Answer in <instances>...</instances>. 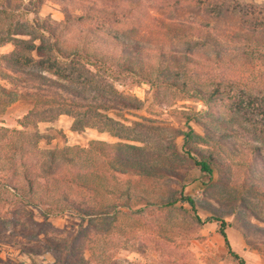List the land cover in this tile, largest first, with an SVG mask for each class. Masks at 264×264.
I'll return each mask as SVG.
<instances>
[{"label":"rangeland","instance_id":"374dc122","mask_svg":"<svg viewBox=\"0 0 264 264\" xmlns=\"http://www.w3.org/2000/svg\"><path fill=\"white\" fill-rule=\"evenodd\" d=\"M24 1L35 13L31 19L53 26L65 21L66 15L79 16L92 7L90 13L100 15L97 10L115 2ZM119 1H142L145 6L142 13L122 15L129 18L109 27L123 40L147 48L160 42L176 48L190 43L202 46L203 39L191 33L193 28L221 35L236 27L259 42L263 60L244 70L245 79L235 89L236 103L219 100L208 106L175 89L162 91L158 102L147 84L120 79L116 87L143 103L140 111L117 118L128 125L140 123L126 133L132 136L128 140L95 128L74 130L73 117L68 115L49 119L36 113L26 120L34 98L23 90L9 102L8 94L0 90V126L37 135L40 149L85 148L92 141L145 149L144 165L128 170L124 186L133 198L143 200L107 220L81 221L71 212L45 218L0 188V264H239L229 253L219 223L212 219L227 223L231 249L246 264H264V142L260 141L264 139V0ZM114 11L120 10L110 13ZM181 26L190 31L183 32ZM247 46L241 45L252 48ZM13 51L12 44L0 47V55ZM0 86L12 87L1 79ZM229 113L235 116L233 123L224 122ZM188 132L191 137L184 146ZM249 145H260L261 154L253 157ZM210 156L220 163L212 175L203 173L193 160ZM183 197L191 198L195 208ZM161 202L173 206L162 207Z\"/></svg>","mask_w":264,"mask_h":264},{"label":"trees","instance_id":"16d2710c","mask_svg":"<svg viewBox=\"0 0 264 264\" xmlns=\"http://www.w3.org/2000/svg\"><path fill=\"white\" fill-rule=\"evenodd\" d=\"M106 6L109 10H97L100 15L90 13L92 7L79 16L66 15L65 21L53 26L31 19L30 14L35 13L24 0H0V47L14 46L10 54L0 55V79L12 86H0V90L8 94L9 102L21 96L23 90L34 98L26 120L36 113L49 119L68 115L73 117L74 130L95 128L128 140L132 138L128 132L141 125L136 121L128 125L117 118L140 111L143 103L116 87L120 79L133 78L147 84L158 102L162 91L175 89L208 106L223 100L236 103L235 89L245 79L244 70L263 60L259 42L236 27L221 35L193 28L191 33L203 39L202 46L190 43L176 48L160 42L147 48L123 40L112 35L109 27L129 18L132 12L142 13L144 3L115 0ZM125 14L129 15L123 17ZM179 29L190 31L183 26ZM243 44L252 48L243 49ZM256 54L259 57H254ZM231 113L224 122L235 121ZM220 115L226 118V114ZM250 131L246 130L248 134ZM190 137V132L184 134V146H188ZM249 151L257 157L262 149L260 145H249ZM143 152L144 148L128 143L99 141L85 148L43 150L37 135L0 126V188L23 205L38 209L45 218L71 212L81 221L107 220L118 217L122 210L131 211L134 202L143 200L133 198L130 189L124 188L128 170L144 165ZM193 160L208 175L220 166L212 156ZM183 200L195 208L191 198ZM161 205L171 207L173 202ZM212 220L219 223L231 256L239 264H246L231 249L227 223Z\"/></svg>","mask_w":264,"mask_h":264}]
</instances>
